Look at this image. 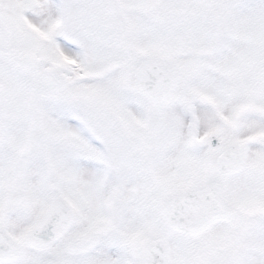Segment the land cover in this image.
I'll return each mask as SVG.
<instances>
[{
    "label": "snow or ice",
    "instance_id": "obj_1",
    "mask_svg": "<svg viewBox=\"0 0 264 264\" xmlns=\"http://www.w3.org/2000/svg\"><path fill=\"white\" fill-rule=\"evenodd\" d=\"M0 264H264V0H0Z\"/></svg>",
    "mask_w": 264,
    "mask_h": 264
}]
</instances>
